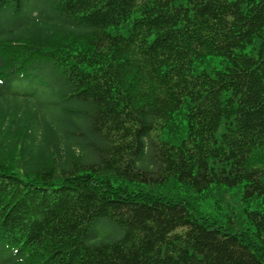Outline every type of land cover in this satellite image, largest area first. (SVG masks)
<instances>
[{"label":"trees","instance_id":"trees-1","mask_svg":"<svg viewBox=\"0 0 264 264\" xmlns=\"http://www.w3.org/2000/svg\"><path fill=\"white\" fill-rule=\"evenodd\" d=\"M0 264H264V0H0Z\"/></svg>","mask_w":264,"mask_h":264},{"label":"rangeland","instance_id":"rangeland-1","mask_svg":"<svg viewBox=\"0 0 264 264\" xmlns=\"http://www.w3.org/2000/svg\"><path fill=\"white\" fill-rule=\"evenodd\" d=\"M237 191L233 189L227 190L223 199L220 198L221 194H219V202L210 198L207 201V209L213 213L224 214L228 212L232 215H239L242 202L238 200Z\"/></svg>","mask_w":264,"mask_h":264}]
</instances>
